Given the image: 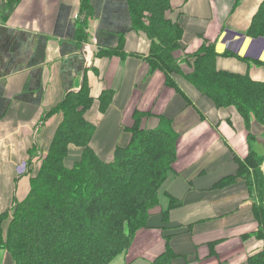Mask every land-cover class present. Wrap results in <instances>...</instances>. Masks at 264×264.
Masks as SVG:
<instances>
[{"label":"crops","instance_id":"crops-1","mask_svg":"<svg viewBox=\"0 0 264 264\" xmlns=\"http://www.w3.org/2000/svg\"><path fill=\"white\" fill-rule=\"evenodd\" d=\"M262 1L177 0L179 7L167 13L183 28L184 50L177 54H192L207 40L215 43L217 70L264 81V38L247 34ZM8 2L0 0V214L26 197L30 169L38 166L29 164V151H46L59 120L56 113L45 116L86 74L94 96L86 112L95 125L91 147L101 157L110 158L116 145L128 142L135 112L144 115L145 127L164 118L180 134L150 227L137 233L120 264H149L164 250L159 227L164 210L170 246L186 258L183 264H244L262 248L244 179L217 184L237 175L235 158L244 160L250 148L264 153V125L252 122L256 138L249 142L232 108L215 107L175 75L186 100L165 84L162 71L151 72L145 59L150 40L129 28L125 0H90V39L80 47L74 37L79 0H19L10 10ZM98 49L113 53L95 56ZM225 50L236 55H222ZM104 91L113 95L101 111L98 96ZM80 152L69 147L65 164L71 166ZM170 197L176 201L172 206Z\"/></svg>","mask_w":264,"mask_h":264},{"label":"trees","instance_id":"trees-1","mask_svg":"<svg viewBox=\"0 0 264 264\" xmlns=\"http://www.w3.org/2000/svg\"><path fill=\"white\" fill-rule=\"evenodd\" d=\"M18 1L9 0L7 9ZM176 1L125 0L129 28L145 33L150 40L145 57L150 71H162L165 84L186 100L175 75L211 99L215 107L232 108L243 120L248 141H252L256 138L252 122L264 125V81L217 70L214 59L218 52L215 43L207 40L198 51L178 55L184 50L183 28L167 17L179 7ZM93 17L90 0H79L74 36L79 47L90 39L88 28ZM247 34L264 38V0ZM112 53L98 49L95 56ZM221 54L236 55L229 50ZM112 95L104 91L98 96L101 111ZM93 100L84 74L78 89L67 91L45 116L56 113L59 120L46 151L36 147L29 151V164L38 166L30 169L26 197L14 199L0 214V264H112L117 259L120 264L137 233L150 227L161 188L172 170L180 134L164 118L155 127H145L140 124L144 115L135 112L134 124L127 129L128 142L116 145L112 156L103 158L91 147L95 125L86 112ZM227 121L233 124L230 117ZM71 146L81 152L67 166ZM235 160L237 175L217 185H225L236 176L244 179L259 221L254 236L263 241L262 248L249 254L244 264H264V153L250 148L244 160ZM169 202L172 206L176 201L170 197ZM160 221L165 248L149 264H183L186 258L175 253L169 243L172 231L164 223L167 210L161 213Z\"/></svg>","mask_w":264,"mask_h":264},{"label":"rangeland","instance_id":"rangeland-1","mask_svg":"<svg viewBox=\"0 0 264 264\" xmlns=\"http://www.w3.org/2000/svg\"><path fill=\"white\" fill-rule=\"evenodd\" d=\"M0 256H1V254H0ZM119 261H120V259L118 260H116L115 262H113L112 264H119Z\"/></svg>","mask_w":264,"mask_h":264},{"label":"built area","instance_id":"built-area-1","mask_svg":"<svg viewBox=\"0 0 264 264\" xmlns=\"http://www.w3.org/2000/svg\"><path fill=\"white\" fill-rule=\"evenodd\" d=\"M87 47H88V45L86 44V45H85V48H87Z\"/></svg>","mask_w":264,"mask_h":264}]
</instances>
